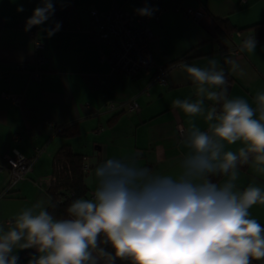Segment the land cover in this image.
I'll use <instances>...</instances> for the list:
<instances>
[{
    "label": "crops",
    "instance_id": "1",
    "mask_svg": "<svg viewBox=\"0 0 264 264\" xmlns=\"http://www.w3.org/2000/svg\"><path fill=\"white\" fill-rule=\"evenodd\" d=\"M140 1L52 0L54 14L29 31L27 20L41 0H0V224L7 226L24 209L42 199L51 200L48 189L55 156L65 145L82 155L83 165L89 167L84 181L91 198L95 186L90 177L97 162L134 156L140 166L174 173L186 151L178 126L186 132L193 120L207 130L203 117H189L172 107L175 99H196L194 85L180 67L171 68L167 84L160 85L154 81L155 71L125 78L99 60V47L90 40L89 11H105L113 3L132 11ZM166 1L169 11L150 25L153 61L161 66L185 61L204 67L206 58L216 57L228 79L229 97L243 98L255 109L254 97L264 93V39L257 41L254 52H242L240 44L247 36H256V30L249 28L253 25L261 26L259 33L264 35V0ZM21 6L23 11H18ZM187 11L200 16H187ZM217 19L227 20L235 31L219 35ZM56 23L60 27L53 33ZM35 42L41 47L35 48ZM100 50L105 55L109 52L104 44ZM39 56L44 62L38 68ZM228 60L237 61L239 69L233 72ZM21 64L27 66L25 71L14 69ZM33 71L42 74L40 80L32 78ZM2 93L19 95L20 103L12 104ZM130 100L138 104V111L105 108L107 103L121 105ZM241 146L238 141L226 150ZM13 150L27 158L36 156V161L27 178L2 195L8 177L3 156ZM249 183L264 187V173L242 165L237 184L242 190ZM249 211L264 226V205L256 204ZM13 254L19 257L18 264H28L39 255L35 248L15 249Z\"/></svg>",
    "mask_w": 264,
    "mask_h": 264
},
{
    "label": "clouds",
    "instance_id": "2",
    "mask_svg": "<svg viewBox=\"0 0 264 264\" xmlns=\"http://www.w3.org/2000/svg\"><path fill=\"white\" fill-rule=\"evenodd\" d=\"M18 11H23L19 7ZM151 16L145 6L136 10ZM52 0H41L26 28L44 24L54 14ZM56 23L53 33L59 30ZM253 34L240 50L254 52ZM204 67L181 62L196 99H175L174 109L203 117L202 131L193 120L181 140L186 151L174 173L140 166L134 156L96 163L91 198L73 199L65 218L40 200L8 225L0 224V264H18L15 249L35 248L28 264H253L264 261V226L250 214L264 205V187L238 186L240 166L264 173V93L256 108L243 98H230L228 79L216 57ZM233 72L239 69L228 60ZM205 101L212 102L206 106ZM258 113V118H257ZM241 142L236 151L226 146ZM211 177H219L213 182Z\"/></svg>",
    "mask_w": 264,
    "mask_h": 264
},
{
    "label": "built area",
    "instance_id": "3",
    "mask_svg": "<svg viewBox=\"0 0 264 264\" xmlns=\"http://www.w3.org/2000/svg\"><path fill=\"white\" fill-rule=\"evenodd\" d=\"M246 2L247 0H241ZM145 6L154 9L151 16H142L137 13V9ZM169 11V6L166 0H142L132 11L122 10L116 3H113L110 8L105 11H97L91 9L89 17L91 21V42L99 47V60L107 61L112 70L121 74L125 78H134L139 75H151L155 71L154 81L160 85H166L168 81L169 71L173 67H179L180 62L170 66L157 65L149 51V44L152 39L150 29L151 23L159 20V18ZM187 16L199 17V12L187 11ZM31 31V28H27ZM239 34V33H238ZM240 35V34H239ZM104 44L108 47V54H103L100 46ZM41 44L35 42V48H40ZM44 62L41 56L37 57L35 64L39 68ZM17 71H25L26 65H16ZM33 79L40 80L42 74L39 71L31 73ZM2 96L9 100L12 104L20 103V96L16 94L2 93ZM123 108L129 112L139 110L138 104L134 100L127 101L121 105L115 103H107L106 110L114 111L117 108ZM179 138H183L185 134L184 128L179 125ZM100 130L95 131L98 133ZM5 169L7 171V184L2 195L8 194L18 183L27 178L32 171V167L36 161V156L27 158L19 152L13 150L12 154L3 156ZM59 170V167H57ZM84 174L88 173L89 167L82 166ZM54 180V178H53Z\"/></svg>",
    "mask_w": 264,
    "mask_h": 264
},
{
    "label": "trees",
    "instance_id": "4",
    "mask_svg": "<svg viewBox=\"0 0 264 264\" xmlns=\"http://www.w3.org/2000/svg\"><path fill=\"white\" fill-rule=\"evenodd\" d=\"M249 28L256 30V41L264 39V35L259 33L261 26L253 25ZM216 30L219 35H228L235 31L227 20L222 19H217ZM227 88H229V84ZM82 166L83 156L74 153L68 145L58 150L55 156L54 180L48 189L51 202L56 205L55 208L49 207L48 211L57 218H65V209L73 199L89 198ZM117 264H121V262L118 261ZM253 264H257V262L254 261Z\"/></svg>",
    "mask_w": 264,
    "mask_h": 264
},
{
    "label": "rangeland",
    "instance_id": "5",
    "mask_svg": "<svg viewBox=\"0 0 264 264\" xmlns=\"http://www.w3.org/2000/svg\"><path fill=\"white\" fill-rule=\"evenodd\" d=\"M257 264H264V261H261V262H257Z\"/></svg>",
    "mask_w": 264,
    "mask_h": 264
}]
</instances>
